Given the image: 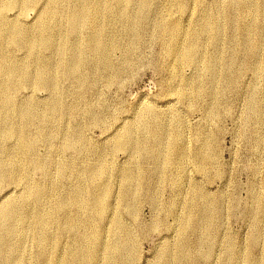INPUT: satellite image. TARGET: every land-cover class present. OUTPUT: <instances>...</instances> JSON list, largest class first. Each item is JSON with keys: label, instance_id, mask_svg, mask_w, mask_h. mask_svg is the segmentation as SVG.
I'll return each instance as SVG.
<instances>
[{"label": "rangeland", "instance_id": "1", "mask_svg": "<svg viewBox=\"0 0 264 264\" xmlns=\"http://www.w3.org/2000/svg\"><path fill=\"white\" fill-rule=\"evenodd\" d=\"M230 1L22 0L26 6L10 8L0 0V18L18 22L17 29L32 40H39V16L47 14L43 21L54 30L50 48L16 47L4 39L0 51L6 61L17 60L29 70L31 54L46 57L45 73L52 81L45 84L55 86L27 85L14 97L18 106L30 101L37 103L38 113L50 114L46 127L37 120H12L18 140L34 142L33 155L17 152L14 139L0 138V159L19 169L2 175L0 211L16 201L31 227L18 232L3 256L17 253L18 264H106L107 253L126 258L115 264H264V0H246L244 6ZM78 10L86 12L85 18L76 16ZM207 21L216 35L204 27ZM96 22L107 48L102 63L90 52ZM60 44L66 48L63 55L57 54ZM187 48L190 56L183 54ZM66 58L80 67L63 78L56 65ZM150 127L160 131L152 136ZM126 129L131 136L123 149L116 141ZM202 155L204 162L197 160ZM123 170L130 180H122ZM34 186L47 193L39 205L29 195ZM104 191L98 207L96 199ZM38 209L53 217L54 225L42 231L44 242L31 226ZM115 217L128 229L125 241L111 227ZM71 221L78 222L73 229ZM89 224L101 231L104 243H88L78 251L81 235L90 233L86 243L95 238ZM112 241L127 244L118 256L109 250ZM176 246L187 254L181 260L172 256Z\"/></svg>", "mask_w": 264, "mask_h": 264}, {"label": "bare ground", "instance_id": "2", "mask_svg": "<svg viewBox=\"0 0 264 264\" xmlns=\"http://www.w3.org/2000/svg\"><path fill=\"white\" fill-rule=\"evenodd\" d=\"M2 1H5V3H6V5L8 6V7H10V8H22V6H26V4L25 3H23L22 2V0H2ZM79 1H81V0H79ZM87 1V0H86ZM122 1V0H121ZM231 3H232V0L230 1ZM122 4V3H121ZM236 4L237 5H240V6H244L245 4H246V0H236ZM251 5V4H250ZM254 5V4H253ZM230 6H231V4H230ZM125 11V10H124ZM52 12L53 11H50L48 14L49 15H54V14H52ZM78 15H76V16H79V15H81V16H79V17H82V18H85V16H86V12L84 11V10H78ZM220 13V12H219ZM47 16V14H41L40 16H39V20H40V25L38 24V28H39V30H40V36H39V40L38 41H36V40H32L31 38H30V36L28 35V33H26L25 32V30L24 31H21L20 29H17V26L15 25V23H18V22H8V20H6V18L5 17H1L0 18V41H2V40H4V39H6L7 40V43H9L11 46H18V47H26V46H29L30 48H31V46H41V47H43V48H46V49H44V50H47L48 48H50L51 46H52V39L53 38H51V34H52V32L54 31L53 29H51L46 23H44V21L43 20H45V17ZM81 18V19H82ZM204 19H206V18H204ZM13 20V19H12ZM224 20V19H223ZM14 21V20H13ZM100 22H101V20H99ZM209 21H211V20H209ZM38 22V21H37ZM212 22V21H211ZM221 23V22H220ZM19 24V23H18ZM57 24V23H56ZM61 24V23H60ZM204 24V23H203ZM209 24L210 23H208V21L206 22V25H204V27L205 28H207L208 29V31L209 32H211V34L212 35H216V32H217V28L216 27H213L212 25L211 26H209ZM20 25V24H19ZM21 26V25H20ZM35 26V25H34ZM34 26H32L33 28H34ZM60 26V25H59ZM74 26H75V24H71L70 26H69V28L70 29H72V28H74ZM100 26V24L98 25V23L96 22V24H95V26H94V30H93V32H92V34H91V37H92V41H91V49H90V52H92V56L95 58V61L97 60V62H99V63H102L103 61H104V56H102L103 55V52L107 49L106 47H104L103 46V44H101V38H103L102 37V34H103V32L101 31V28L99 27ZM31 27V28H32ZM26 28V27H25ZM29 28V27H28ZM36 28V30L38 29L37 27H35ZM34 28V29H35ZM202 28V27H201ZM206 29V30H207ZM23 30V29H22ZM205 30V29H204ZM178 31V29H175V30H173V35L175 36V33ZM29 32V31H28ZM183 32V31H182ZM64 33H65V31H64ZM186 33V32H185ZM191 33V32H190ZM57 34V33H56ZM62 34V33H61ZM196 34V33H195ZM210 35V34H209ZM62 36V35H61ZM57 37V36H56ZM58 37H59V35H58ZM183 37V36H182ZM193 37H195L194 35H193ZM196 37H198V35L196 36ZM60 38V37H59ZM65 38V37H64ZM56 39V38H55ZM176 39H178V38H176ZM60 41L61 40V38L60 39H57V41ZM64 39H62V41H63ZM196 40H197V38H196ZM65 41V40H64ZM56 42V41H55ZM179 42V41H178ZM1 43V42H0ZM5 43V42H4ZM59 43H61V42H59ZM3 44V43H2ZM2 44H1V46H2ZM6 44V43H5ZM58 44V43H57ZM176 44V43H175ZM54 45H55V43H54ZM1 46H0V50L2 49L1 48ZM7 46V45H6ZM115 46V45H114ZM9 48V47H8ZM113 48V47H112ZM5 49V48H4ZM11 49V48H10ZM181 50V49H180ZM253 53L254 52H256L257 51V46L256 47H252L251 49H250ZM9 51V50H8ZM66 51V48H65V46L63 45V44H60V46H58V48H57V54H59V55H63L64 54V52ZM180 52V51H179ZM191 49L190 48H187V49H184V51H183V54L185 55V56H190L191 55ZM7 53V52H6ZM11 53H13V52H11ZM36 53H37V51H36ZM179 54V53H178ZM181 54V53H180ZM182 55V54H181ZM2 56V57H1ZM46 56V55H45ZM54 56V55H53ZM80 57H81V55H79ZM176 56V55H175ZM174 56V57H175ZM9 57H11V54H10V56ZM30 57L32 58V60H30L31 62H33V67L31 68V70H29L30 68H29V66H25L24 67V65H22V67H19V65H18V63H17V60L15 61V62H13V61H6V55L5 54H2V51H0V78H1V81H0V116H1V121H0V138H3V137H7V139H10L9 141L11 142V139H14V141H15V150L18 152V151H20V152H24V153H31L32 154V151L31 150H33L32 148L35 146L33 143L34 142H32V141H30V140H27V139H25L23 142H20L19 140H18V130L16 129V127L14 128L13 126H12V120L15 118V120L17 121L18 120V117H21L22 119L24 118L25 119V122H29L30 121V123H32L31 121H35V123H36V120L38 121V123H40V125L43 127V126H45L46 127V125H47V123H49V121H51L50 120V114H48V112H47V114L46 113H41V111H39L40 113H38L37 112V109H39V108H36V104H33L32 102H30V101H26V102H24L22 105L20 104L19 106H18V101H15L14 100V97L16 96V94L18 93V91H19V89L20 88H22V87H24V86H37V87H39V88H41V87H45V88H47V89H50V90H54L55 89V86H54V84L53 83H50V84H45V82H51L52 81V79H48L47 78V76H46V73H45V71H46V67H47V65H49L50 64V60L49 59H46V57H42V56H40V55H37V54H31L30 55ZM63 57V56H62ZM12 58V57H11ZM18 58V60H19V57H17ZM82 58V57H81ZM93 58V59H94ZM177 58V57H176ZM16 59V58H15ZM21 59V58H20ZM219 59V58H218ZM82 60V59H81ZM220 61V60H219ZM217 62H218V60H217ZM28 64V63H27ZM30 64V63H29ZM38 64H40V65H38ZM208 64V63H207ZM210 64V63H209ZM213 64V63H212ZM38 65V66H37ZM228 65V64H227ZM54 66V65H53ZM207 66V65H206ZM80 66H78V64H76L73 60H68L67 58L65 59V60H63V59H61L60 61H59V63H58V65H56V69L58 70V71H60V73H61V77H63V78H65L67 75H69V74H72V73H74V72H77L78 71V68H79ZM217 69V68H216ZM209 71H211V73L215 76V68L213 67L212 68V66L209 68ZM258 72V71H257ZM53 73V72H52ZM81 78V77H80ZM78 81V80H77ZM75 84V83H74ZM80 84V83H79ZM82 84H83V82H82ZM81 84V85H82ZM78 85V84H77ZM81 85H80V87H81ZM84 86V85H83ZM80 87H78V88H80ZM86 87H87V85H86ZM25 88V87H24ZM53 97V96H52ZM60 98V97H59ZM59 100V99H58ZM57 101V100H56ZM49 102H50V100H49ZM54 103H55V101H54ZM51 104V103H50ZM58 104V103H57ZM41 105V104H40ZM60 105H61V103H60ZM59 106V105H58ZM58 106H56V107H58ZM50 107V106H49ZM41 109H42V107H41ZM45 109H46V107H45ZM54 110H56L55 108H52L50 111H49V113H51L52 111H54ZM43 111H44V109H43ZM151 111V110H150ZM144 113L146 114V113H148V111H146L145 112V110H144ZM155 116V115H154ZM150 117V116H149ZM158 117V116H157ZM147 118V117H146ZM155 119V118H154ZM149 120V119H148ZM15 122V121H14ZM23 123H25L24 122V120L22 121ZM151 122V121H150ZM150 122L148 123V124H150ZM29 123V124H30ZM152 123V122H151ZM26 124V123H25ZM160 124V123H159ZM14 125V124H13ZM146 125V124H145ZM18 126V125H17ZM38 126H39V124H38ZM157 125L155 124V127H156ZM20 127V126H19ZM45 127H44V130H45ZM152 128L151 129V127H150V129H151V133L150 134H152V136H154V133H156V132H154V130L156 129V130H159V129H157V128ZM159 127H160V125H159ZM49 128V127H48ZM17 130V132H16V130ZM42 129V128H41ZM161 129V128H160ZM46 130H47V128H46ZM45 130V131H46ZM50 130V129H49ZM148 130V129H147ZM147 130H145V131H147ZM160 131V130H159ZM148 132V131H147ZM160 133V132H159ZM124 136L122 137V138H120V139H118L117 141H116V145H117V147H120V148H123L124 149V147H125V149H126V147L128 146V143L130 142L129 141V139H130V136H131V132H130V130L129 129H126L125 131H124ZM146 134V133H145ZM176 134V133H175ZM40 135H42V130H40ZM45 135V134H44ZM47 136V135H46ZM151 136V135H150ZM161 135H158V137H160ZM23 137H25L26 138V136H23ZM48 137V136H47ZM157 137V138H158ZM28 138V137H27ZM148 138V137H147ZM44 139H46V138H44ZM159 139V138H158ZM157 139V140H158ZM162 139V138H161ZM37 140H38V138H37ZM36 140V141H37ZM164 140V139H163ZM2 141V140H1ZM8 141V142H9ZM3 142V141H2ZM7 142V143H8ZM38 142H40V139L38 140ZM132 142V141H131ZM3 144V143H2ZM12 144H13V142H12ZM115 144V143H114ZM161 144V143H160ZM34 145V146H33ZM132 145V144H131ZM150 145H154V144H150ZM4 146V145H3ZM130 146V145H129ZM137 146H139L138 145V143H137ZM157 146V145H156ZM112 147V146H111ZM12 148V147H11ZM36 148V147H35ZM131 148V147H130ZM157 148V147H156ZM0 150H2V149H0ZM131 150H135V148H131ZM146 150V149H145ZM150 150H151V148H150ZM144 151V150H143ZM3 152H5V151H3ZM148 152H150L149 151V149H148ZM157 152V151H156ZM0 153H1V151H0ZM22 153H21V155H22ZM178 153L180 154V151L178 150ZM6 154V153H5ZM34 154V153H33ZM32 154V155H33ZM35 154H37V153H35ZM146 154V153H145ZM11 155V154H10ZM6 156H8L9 157V155H6ZM5 156V157H6ZM15 156V155H14ZM14 156L12 155L11 157H13L12 159H13V161H14ZM23 156V155H22ZM29 155L27 154V157H28ZM31 156V155H30ZM3 157V156H2ZM16 157V156H15ZM18 157V156H17ZM25 156H23V158H24ZM21 159V158H20ZM26 159V158H25ZM32 159V158H31ZM207 159V157H206V155H202V156H199V158H197V160H199L200 162H204L205 160ZM5 160V159H4ZM7 160V159H6ZM26 160H28V159H26ZM30 160V159H29ZM9 161V160H8ZM17 161V160H16ZM18 161H19V159H18ZM18 161H17V163H18ZM99 161H101V160H99ZM41 163H42V161H41ZM20 164V163H19ZM31 164H34V165H37V166H40L41 164L39 163V161H37V160H31ZM27 166L28 164H24V166ZM34 165H32V166H34ZM99 165V164H98ZM20 166V165H19ZM91 166V165H90ZM100 166V165H99ZM31 167V166H30ZM28 168V167H27ZM95 168V167H94ZM101 169L100 170H102L103 168L102 167H100ZM23 170H24V168H23ZM90 170V169H89ZM89 170H88V172H89ZM18 171H19V169H18V166H17V164H15V162H12V161H10V162H3L1 159H0V181H1V178H3V174L4 175H7L8 177L10 176V175H14L15 173H18ZM25 171V170H24ZM95 171H97V170H95ZM99 171V170H98ZM97 171V172H98ZM21 172V171H20ZM94 173V172H93ZM96 173V172H95ZM100 173V172H99ZM122 173V172H121ZM22 174H23V171H22ZM26 174V173H25ZM103 174H104V172H103ZM15 176H17V175H15ZM26 177H27V175H25ZM94 176V175H93ZM98 176V175H97ZM97 176H95V177H97ZM101 176V175H100ZM104 175H102V177H103ZM123 179L122 180H124V181H127V180H130V178H131V174H130V172H127V170L124 172V170H123ZM12 177H14V176H12ZM25 177V178H26ZM122 178V177H121ZM4 179V178H3ZM29 179V178H28ZM8 180V179H7ZM25 180V179H24ZM47 180V179H46ZM107 180V179H106ZM3 181V180H2ZM9 181V180H8ZM21 181V180H20ZM28 181V180H27ZM48 181V180H47ZM91 182H93V181H91ZM130 183H131V181H129ZM134 182V181H133ZM31 184V183H30ZM29 184V185H30ZM50 185V184H49ZM48 185V186H49ZM57 185V184H56ZM109 185V184H108ZM107 185V186H108ZM136 185V184H135ZM138 185V184H137ZM140 185V184H139ZM140 186H142V185H140ZM123 187H124V185H123ZM128 187V186H127ZM135 187V186H134ZM32 188V187H31ZM54 188V187H53ZM24 189H26V188H24ZM110 189V188H109ZM45 190V189H44ZM94 190H96V188L94 189ZM105 190V189H104ZM24 191V190H23ZM46 191V190H45ZM52 191V190H51ZM107 191V190H106ZM124 191L125 190H123V192L122 193H124ZM27 192H28V190H27ZM54 192V191H53ZM96 192H97V190H96ZM130 192V191H129ZM43 193H44V191H43V189H42V187L41 186H34V188H33V191H32V193L31 194H29L30 196H31V199L33 200V203H35L36 205H39V202L41 201V198H42V195H43ZM80 193V192H79ZM82 193V192H81ZM80 193V194H81ZM95 193V192H94ZM126 193V192H125ZM124 193V196L126 195ZM44 194H47L46 192L44 193ZM48 194H50V193H48ZM77 194H78V192H77ZM91 194V193H90ZM93 194V193H92ZM108 194H109V190H108ZM128 194V193H127ZM21 195H23L22 193H21ZM55 195H56V193H55ZM60 196H61V194H59ZM65 195V194H64ZM70 195V194H69ZM100 196L98 197L97 195V199H96V205L99 207V206H102V204H103V201H104V199H105V196H106V193H105V191L102 193V194H99ZM130 195V194H129ZM79 196V195H78ZM95 195H93V197H94ZM109 196V195H108ZM123 196V197H124ZM19 197V196H18ZM65 196H63V198H64ZM79 197H81V196H79ZM202 197V196H201ZM11 198H13V197H11ZM16 198V197H15ZM24 198V197H23ZM28 198H29V196H28ZM44 198H45V195H44ZM76 198V197H75ZM78 198V197H77ZM77 198H76V202H77ZM85 198V197H84ZM200 198V197H199ZM26 199V198H25ZM30 199V198H29ZM43 199V198H42ZM51 199V198H50ZM68 199V198H67ZM125 199V198H124ZM127 199V198H126ZM125 199V200H126ZM22 200V199H21ZM28 200V199H27ZM58 200V199H57ZM65 200V199H64ZM63 199H61V201L59 202V205H58V207L62 210L63 208H64V201ZM84 200V199H83ZM204 200V199H203ZM202 200V198H201V201H203ZM9 201V200H8ZM30 201V200H29ZM79 201V200H78ZM92 201H95L94 199L92 200ZM19 202V201H18ZM24 202V201H23ZM74 202V201H73ZM75 202V203H76ZM80 202V201H79ZM87 202V201H86ZM44 203V202H43ZM51 203V202H50ZM105 203V202H104ZM125 203V202H124ZM123 203V204H124ZM29 204V203H28ZM47 204V203H46ZM49 204V203H48ZM58 204V203H57ZM81 204H82V202H81ZM203 204H205V203H203ZM77 205H78V203H77ZM126 205V204H125ZM23 206V205H22ZM88 206V205H87ZM201 206V205H200ZM204 206V205H203ZM85 207V206H84ZM130 207V206H129ZM36 208V207H35ZM46 207H44V209H45ZM51 208V207H50ZM87 208V207H86ZM103 208V207H102ZM105 208V207H104ZM198 208H200V207H198ZM197 208V209H198ZM202 208V207H201ZM25 209V208H24ZM28 209V208H27ZM83 209V208H82ZM203 209V208H202ZM205 209H206V207H205ZM49 210V209H48ZM57 210H59V209H57ZM85 210V209H84ZM196 210V209H195ZM194 210V211H195ZM25 211H26V209H25ZM35 211V210H34ZM102 211V210H101ZM204 211V210H203ZM33 212V211H32ZM81 212V211H80ZM104 212H106L105 210H104ZM0 213H1V216H0V218H1V225H0V262L1 263H8V262H10V264L12 263V261H15V264H18V261H19V258H18V254L16 253L15 255L14 254H12L11 253V255H6V256H3L2 254L4 253V251H6V250H8L9 248H10V244H11V246H12V244L13 243H10V241L13 239V238H17L18 236V232H25L26 230H27V228L28 227H30L29 225L30 224H27V222H26V219H25V217H24V214H23V212H22V209H21V207L18 205V203L15 201H9V202H7L2 208H1V211H0ZM51 213V212H50ZM195 213H196V211H195ZM202 213V212H201ZM200 213V214H201ZM83 214V213H82ZM89 214V213H88ZM104 214V213H103ZM33 215H34V213H33ZM192 215V214H191ZM50 216H51V214H50ZM49 215H47L46 213H44V212H42V211H40V209H38L37 211H36V213H35V215L33 216V220H32V222H31V226L34 228V232L35 231H37L40 235L39 236H41V238L43 237V236H45V235H43V233H42V231L44 232L45 231V228H47L48 226H50V224H52L51 222H52V218L50 217ZM68 216V215H67ZM66 216V217H67ZM82 216V215H81ZM86 216V215H85ZM101 216V215H100ZM56 217V216H55ZM104 217V216H103ZM192 217V216H191ZM190 218V217H189ZM188 218V219H189ZM69 220H70V218H68ZM87 219V218H86ZM88 219H89V217H88ZM191 219V218H190ZM56 220V219H55ZM54 220V221H55ZM72 220V219H71ZM76 220V219H75ZM102 220H104V219H102ZM101 220V221H102ZM193 220V219H192ZM191 220V221H192ZM67 221V220H66ZM186 221V220H185ZM186 222H188V221H186ZM186 222H183V223H186ZM192 222H194V221H192ZM56 223V222H55ZM67 223V222H66ZM78 223V222H77ZM77 223L76 222H74V221H71L68 225L70 226V228H75V226L77 225ZM87 223V222H86ZM207 223V222H206ZM91 224V223H90ZM89 224V225H90ZM188 224V223H187ZM52 225H54V224H52ZM65 225V224H64ZM97 225V224H96ZM107 225V224H106ZM186 225V224H185ZM195 225V224H194ZM206 225V224H205ZM18 226V228H16ZM190 226H192V225H190ZM64 227V226H63ZM90 229L92 230V227L93 226H91L90 225ZM111 227L114 229V231L119 235V237H120V239L122 240V241H125V239H126V237L128 236V229L125 227V225L122 223V221H121V219L120 218H117V217H115L114 219H113V221H111ZM196 227V226H195ZM195 227L193 228V229H195ZM31 228V227H30ZM68 228V227H67ZM66 228V229H67ZM69 228V229H70ZM80 228V227H79ZM82 228V227H81ZM53 229V228H52ZM86 229V228H85ZM102 229H103V227H102ZM102 229H100V230H102ZM185 229V228H184ZM183 229V230H184ZM203 229H204V227H203ZM65 230V229H64ZM76 230V229H75ZM53 231V230H52ZM83 231H84V229H83ZM85 231H87V229L85 230ZM84 231V232H85ZM92 232H93V234L95 235V238H93V242H87L86 243V241L88 240L87 239V237H88V235H86V234H88L89 232H87L86 234H83V235H81L82 237H80L81 238V243L76 247V249L79 251H82V249H84V247L88 244V243H92V245L93 244H95L96 246L97 245H102V233H101V231L100 232H98V230L97 229H93L92 230ZM181 232H183V231H181ZM51 234V233H50ZM90 234V233H89ZM183 234H184V232H183ZM38 234H36V236H37ZM52 235V234H51ZM50 235V236H51ZM57 236V235H56ZM56 236H54V237H56ZM37 238H39L40 239V237H37ZM180 238V237H179ZM21 239V238H20ZM50 239H51V237H50ZM38 240V239H37ZM43 242H44V238H42L41 239ZM41 240H39V241H41ZM56 240V239H55ZM46 241H48L47 239H46ZM45 241V242H46ZM19 242V241H18ZM24 242V241H23ZM36 242V241H35ZM178 242V241H177ZM21 243V242H20ZM32 243V242H31ZM53 243V242H52ZM55 243V242H54ZM53 243V244H54ZM86 243V244H85ZM104 243V242H103ZM181 243V242H180ZM19 244V243H18ZM40 244V243H39ZM45 244V243H44ZM58 244V243H57ZM111 244L113 245L112 247H110V251L113 253V254H117V256L119 255V253L124 249V248H126V246H127V244H125V243H122V242H119V245L118 244H116L114 241H112L111 242ZM14 245V244H13ZM36 245V244H35ZM91 245V244H90ZM176 245H178V244H176ZM38 246V245H37ZM44 246V245H43ZM55 246V245H54ZM50 247H51V245H50ZM92 247H94V246H92ZM99 247V246H98ZM177 248H176V253H172V256L174 257V256H176V258H180V260H181V258H183V256L186 254H184V253H182V249L180 250V249H178V247L179 246H176ZM183 247V246H182ZM16 248V247H15ZM37 248V247H36ZM38 248H40V246H38ZM42 248V247H41ZM52 248V247H51ZM95 248V247H94ZM105 248V247H104ZM11 249H13V248H11ZM19 249V248H18ZM17 249V250H18ZM49 249V248H48ZM105 249H107V252H109V250H108V246L105 248ZM171 249H173V248H171ZM175 249V248H174ZM173 249V250H174ZM185 249V252H187V250H186V248H184ZM14 250V249H13ZM20 250V249H19ZM26 250V249H25ZM36 250V249H35ZM67 250V249H66ZM102 250V249H101ZM38 251V250H37ZM36 251V252H37ZM41 251V250H40ZM44 251V250H43ZM45 251H46V249H45ZM87 251L90 253V255L92 254V253H94V250H93V252H92V250L91 249H87ZM210 251V250H209ZM14 252V251H13ZM26 252V251H25ZM50 252V251H49ZM41 253H42V251H41ZM64 253V252H63ZM83 253H84V251H83ZM170 253V254H171ZM188 253V252H187ZM209 253V252H208ZM10 254V253H9ZM66 254V253H65ZM168 254V253H167ZM167 254H166V256H167ZM169 254V255H170ZM173 254H175V255H173ZM46 255V254H45ZM73 255V254H72ZM85 255V254H84ZM88 255V254H87ZM95 255V254H94ZM168 255V256H169ZM187 255V254H186ZM191 254L189 253V256H190ZM23 256V255H22ZM21 256V257H22ZM50 256V255H49ZM69 256V255H68ZM96 256V255H95ZM205 256H206V254H205ZM56 257V256H55ZM82 257V256H81ZM164 257H165V255H164ZM172 257V258H173ZM46 258H48V257H46ZM50 258V257H49ZM70 258V257H69ZM72 258V257H71ZM88 258H90V257H88ZM94 258V257H93ZM99 258V257H98ZM107 258H109L107 261H106V264H115L116 262H117V259H118V257H115L114 255H109L108 253H107ZM166 259L168 258V257H165ZM171 258V259H172ZM175 258V259H176ZM186 258V257H185ZM206 258H207V256H206ZM42 259V258H41ZM51 259V258H50ZM54 259V258H53ZM126 259V258H125ZM125 259H121L120 258V260L118 259V261H124ZM128 260V259H127ZM43 261V260H42ZM69 261V260H68ZM93 261H95V260H93ZM167 261V260H166ZM174 261V260H173ZM120 262V263H121ZM125 262V261H124ZM168 262V261H167ZM180 262V261H179ZM118 263V262H117ZM119 263V264H120ZM175 263V262H174ZM44 264H51V260H49V262H46L45 261V263ZM67 264V263H66ZM95 264V263H94ZM129 264V263H128ZM175 264H178V263H175Z\"/></svg>", "mask_w": 264, "mask_h": 264}]
</instances>
